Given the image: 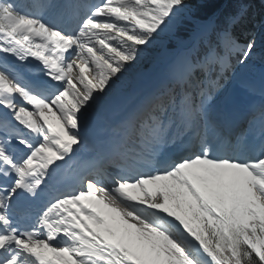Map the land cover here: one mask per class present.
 I'll return each mask as SVG.
<instances>
[{
	"label": "snow or ice",
	"instance_id": "1",
	"mask_svg": "<svg viewBox=\"0 0 264 264\" xmlns=\"http://www.w3.org/2000/svg\"><path fill=\"white\" fill-rule=\"evenodd\" d=\"M234 5L195 21L173 81L80 170L89 110L191 0H0V264H264V82L246 129L217 99L257 48Z\"/></svg>",
	"mask_w": 264,
	"mask_h": 264
},
{
	"label": "rangeland",
	"instance_id": "2",
	"mask_svg": "<svg viewBox=\"0 0 264 264\" xmlns=\"http://www.w3.org/2000/svg\"><path fill=\"white\" fill-rule=\"evenodd\" d=\"M193 20H194L193 18L184 19L182 20V22L178 27L183 26L185 27V29L192 31V28H194V26L185 24V21L194 22ZM177 28L174 30V34ZM174 34L163 33L161 34L160 37L157 38V40L153 43V45L146 47L145 51L142 52L138 62H136L133 66L129 67L128 70L125 73H123L122 77L119 80H117L116 83L112 86L111 90L108 91V93L106 94V98L108 97L109 99H112L113 102H119L121 103V105L123 104V106L129 103L134 97L133 91L130 90V83L132 81L133 75L136 74L139 70H144L147 64L153 62V59H155V52L161 51V48L166 44L167 40L172 39ZM239 44L241 45V47L245 45L244 43L241 42H239ZM237 52L239 51L234 52V54ZM183 59H184V55H181L178 65L182 62ZM248 66H250V68ZM243 67H244L243 64L238 65V69L230 77L229 84H227V86L224 87L223 90H221L217 94V99L219 102L230 100V98L236 92H240L242 95L246 96L255 91L261 90V87L259 85L260 83L258 82V78L256 77L257 75H260V73H264V69L260 68V66L256 64H252V65L248 64L246 68L242 71ZM166 68L168 69L167 66H164L165 70ZM156 73H155L156 75L153 74V76L163 75L164 71H157ZM242 83H246L250 85L252 91L249 92L241 88L240 85ZM99 101L95 105H93V107L89 110L88 118L89 116L92 115V113H94Z\"/></svg>",
	"mask_w": 264,
	"mask_h": 264
},
{
	"label": "trees",
	"instance_id": "3",
	"mask_svg": "<svg viewBox=\"0 0 264 264\" xmlns=\"http://www.w3.org/2000/svg\"><path fill=\"white\" fill-rule=\"evenodd\" d=\"M249 4L250 12L249 19L246 22V25L243 29H235V35L237 39L241 42L247 43L250 37H254L258 43L257 48L255 49L257 56H252L246 61V65L254 60L259 64H264V2L262 0H246ZM193 12L191 13L192 18L199 20H208L210 17L215 15L217 12H220L219 16L216 18V22L223 26L224 18L228 13H230L234 8V0H191ZM185 24L195 26V23L192 21H185ZM194 28H192L193 30ZM191 31L185 29V27L180 26L177 28L172 39L167 40L164 47L173 52L176 48V40H188ZM241 59L240 54H232L231 61H233V66L239 63ZM155 62V61H154ZM152 62L151 65L147 64L146 67L152 69V65L155 63ZM231 69L229 70V72ZM258 81L263 79L262 73L257 75Z\"/></svg>",
	"mask_w": 264,
	"mask_h": 264
},
{
	"label": "bare ground",
	"instance_id": "4",
	"mask_svg": "<svg viewBox=\"0 0 264 264\" xmlns=\"http://www.w3.org/2000/svg\"><path fill=\"white\" fill-rule=\"evenodd\" d=\"M114 105V106H113ZM120 103H115L113 102L112 100H109V98L107 97L106 98V95L104 94H101V98H100V101L94 111V113H92L91 116H89V118L87 119V124H86V127L83 129V131L85 132V134L89 137H91V130L89 129V126H92L93 123L92 121H96V120H106V118L108 117V115H111V117L109 118L110 120H114L113 121V126H114V129H118L120 127V124L117 122L121 119L118 120L115 119V115L117 114L118 115V112L120 110ZM117 110V111H116ZM99 114V116H98ZM92 121H91V120ZM114 129H112V131H114ZM106 133H111V130L106 126Z\"/></svg>",
	"mask_w": 264,
	"mask_h": 264
}]
</instances>
